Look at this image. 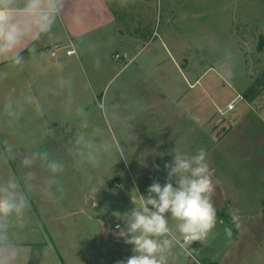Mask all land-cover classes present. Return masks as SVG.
<instances>
[{
    "label": "rangeland",
    "instance_id": "obj_1",
    "mask_svg": "<svg viewBox=\"0 0 264 264\" xmlns=\"http://www.w3.org/2000/svg\"><path fill=\"white\" fill-rule=\"evenodd\" d=\"M65 9L68 18L54 26L80 33L55 46L60 65H49V48L40 62L0 65V182L14 177L30 204L9 226L21 264H116L132 255L115 226H125L137 189L147 195L153 180L165 182L166 153L175 147L189 156L207 150L221 222L206 242L192 245L191 257L174 247L169 264H264V231L253 234L230 218L235 211L264 216V189L259 178H246L245 168L256 171L249 163L237 173L222 163L219 128H208L253 84L264 0H65ZM71 44L77 52L68 56ZM9 101L15 116L5 111ZM236 104L256 110L259 102ZM240 116L234 131L264 134L250 109ZM45 151L63 163L52 196L45 187L53 174L39 161L21 164ZM228 171L238 183L234 203L217 182L228 180Z\"/></svg>",
    "mask_w": 264,
    "mask_h": 264
},
{
    "label": "clouds",
    "instance_id": "obj_2",
    "mask_svg": "<svg viewBox=\"0 0 264 264\" xmlns=\"http://www.w3.org/2000/svg\"><path fill=\"white\" fill-rule=\"evenodd\" d=\"M64 6L65 0H0V62L21 65L24 47L51 34ZM29 51L35 52V47ZM5 111L16 115L11 101L5 104ZM82 139L83 136L79 137L77 142ZM166 154L172 158L164 163L165 182L153 180L147 195L137 189L132 200L134 207L124 217L125 226L116 225L117 235L132 246V255L116 264H169V258L175 255L174 247L191 257L192 245L206 242L221 222L212 200L215 186L207 150L201 147L189 156L175 147ZM37 161L53 174L45 187V194L52 196L51 186L58 183L54 175L63 171V163L50 159L45 151L32 153L21 164L29 168ZM156 168L159 170V165ZM29 207L28 196L14 177L0 182V264H21V246L11 236L9 226L13 218H22ZM170 219L175 222V231L170 227ZM232 221L239 227L235 216ZM224 233L230 238L232 228L226 226Z\"/></svg>",
    "mask_w": 264,
    "mask_h": 264
},
{
    "label": "crops",
    "instance_id": "obj_3",
    "mask_svg": "<svg viewBox=\"0 0 264 264\" xmlns=\"http://www.w3.org/2000/svg\"><path fill=\"white\" fill-rule=\"evenodd\" d=\"M67 11L65 9L64 6V11L61 14V17L63 15L66 18H68L66 16ZM60 19V17H59ZM62 31L60 30V28L53 26L52 32L49 35H46L44 37H42L39 41H36L34 43V45L32 43L27 44L23 51L21 52V55L24 58L25 63H29V62H33L35 61V63L39 62L42 60L40 57H42L44 54V48H49L48 50H50L51 52V57L54 58V60H50L49 65L50 66H57L60 65L59 59L61 58V54H60V49H55V46L60 45L61 40L64 38V36H67L68 39L73 40L74 36H77L78 34L76 33L78 30L77 28L74 29L73 27V35L74 36H70V34L67 32V30L65 28H63V26H61ZM65 29V30H63ZM78 33H80V31H78ZM52 38H56L55 43H53L52 45H49V40ZM55 40V39H54ZM60 40V41H59ZM35 47V52H31L29 51V48L31 47ZM61 46V45H60ZM62 47V46H61ZM72 44L68 45L66 47V50H68L69 48H72ZM75 51L76 48L74 47ZM77 52V51H76ZM75 52V53H76ZM67 53V51H66ZM74 53V54H75ZM74 54H67L68 56L74 55ZM6 65L7 62H0V65ZM45 68V67H43ZM45 70H47V68H45ZM43 71V69H42ZM44 72V71H43ZM198 79L195 80V82L191 83V85H195L198 82ZM243 96V95H242ZM244 98V96H243ZM245 99V98H244ZM256 101L259 102V105H257L256 110L254 109V107H249V108H241L238 109V104H236L235 108L232 110H229L227 108V104L232 100L230 99L227 104L221 108L223 111L222 112H217L221 115L219 119H216L214 123H212L213 125H209V129H211V132H214V127L216 126V128H219V135L217 136V147H218V151H220L221 156H222V163L223 164H230L232 165V169L231 171L236 172V170L234 168L236 167H241V168H245L248 165L246 163H249V165L256 170L255 172H252V168L251 171L249 172L246 168L245 171L247 173L246 174V178H249V180L251 178H259L258 181L259 183H261V188L264 189V134L259 133V132H254V131H250L248 133H250V135L245 134L244 130L243 131H234L235 129V125L236 123H238V121L241 119L242 116H240L241 114H246L247 113V109H250V111H252L254 113V120L256 121L257 124H261L264 126V100L262 99H258L255 98ZM250 102V101H249ZM238 109V110H237ZM225 115H228L229 117L226 118ZM239 118V119H238ZM237 120V122H235ZM241 123L242 120H240ZM228 122V123H226ZM253 124V123H252ZM222 129V130H221ZM221 130V131H220ZM248 131V130H247ZM253 162V163H252ZM231 171L229 172L228 180L226 181H217L218 183H222L223 184V188L224 190H226V192L224 191V193L227 196V199L229 200V202L234 203L235 202V196H234V191L235 189H238V183H234L233 182V178H235L233 176V173ZM237 173V172H236ZM261 174V175H259ZM231 178V179H230ZM250 199H252V196L249 197ZM234 209V208H233ZM242 209V208H241ZM236 210V209H234ZM239 210V209H237ZM243 210V209H242ZM248 210V209H247ZM259 211H254V212H250V214H247L245 211H235V215L230 216V218L232 219L233 216L236 217V219H238V222H242L245 221L249 226H250V231L253 234H257L259 231H264V216L259 215L260 213H258ZM243 217H246L243 219ZM262 226V227H259Z\"/></svg>",
    "mask_w": 264,
    "mask_h": 264
},
{
    "label": "trees",
    "instance_id": "obj_4",
    "mask_svg": "<svg viewBox=\"0 0 264 264\" xmlns=\"http://www.w3.org/2000/svg\"><path fill=\"white\" fill-rule=\"evenodd\" d=\"M256 40L258 55L252 66L253 84L243 93L244 98L248 101H252L264 92V31L257 36Z\"/></svg>",
    "mask_w": 264,
    "mask_h": 264
},
{
    "label": "built area",
    "instance_id": "obj_5",
    "mask_svg": "<svg viewBox=\"0 0 264 264\" xmlns=\"http://www.w3.org/2000/svg\"><path fill=\"white\" fill-rule=\"evenodd\" d=\"M57 46H59V45H57ZM76 51H75V49L72 47V48H69L68 50H67V54H74ZM241 98H243V96L241 95V94H237L236 96H235V98H233L228 104H227V108L229 109V110H232V109H234L235 108V106H236V102L239 100V99H241ZM221 112L223 111L221 108L219 109ZM117 224H119V223H117ZM116 224V225H117ZM120 226H121V224H119ZM116 227V226H115ZM115 230L118 232V230L115 228ZM116 235H117V233H116ZM117 237H119L118 235H117Z\"/></svg>",
    "mask_w": 264,
    "mask_h": 264
}]
</instances>
